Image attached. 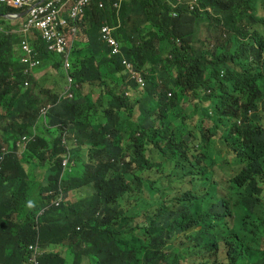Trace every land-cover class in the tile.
I'll return each instance as SVG.
<instances>
[{"label": "trees", "instance_id": "trees-1", "mask_svg": "<svg viewBox=\"0 0 264 264\" xmlns=\"http://www.w3.org/2000/svg\"><path fill=\"white\" fill-rule=\"evenodd\" d=\"M199 5L195 11L181 7L177 18L165 0L89 5L75 21L80 40L70 58L72 82L63 59L39 43L45 55L38 60L57 74L58 92L9 65L19 37L13 27L0 33V264H264V34L248 30L264 0ZM209 19L235 44L230 59L241 71L229 65L227 54L193 46ZM104 27L120 28L115 37L131 69L146 80L144 101L164 114L159 121L142 110L132 122L125 93L111 91L127 70L120 58L109 57ZM13 85L19 92L11 97ZM87 86L105 95L94 102L82 93ZM204 89L219 92L206 117L226 128L231 157L183 116L186 96ZM68 93L72 98L62 100ZM46 106L52 108L44 121L40 110ZM64 129L76 134L82 174L66 176L62 188L67 193L92 185L94 193L38 216L50 200L47 192H58L61 172L69 171L52 144ZM34 134L19 156L22 137ZM216 166L227 173L218 175ZM55 245L66 246L68 257L51 252Z\"/></svg>", "mask_w": 264, "mask_h": 264}, {"label": "clouds", "instance_id": "clouds-1", "mask_svg": "<svg viewBox=\"0 0 264 264\" xmlns=\"http://www.w3.org/2000/svg\"><path fill=\"white\" fill-rule=\"evenodd\" d=\"M38 0H35V1H28V2H35L37 3ZM126 1V0H124ZM169 6L172 8V11H171V14L174 18H177L178 15H179V9L181 7H185L187 8L189 11H195L196 9L200 8V5H199V0H165ZM94 2H100V0H97V1H92L89 5H92ZM26 2H21L17 5H13V8L15 10H19L20 8H22V6L25 4ZM88 5V6H89ZM87 6V7H88ZM86 7V8H87ZM260 12V11H259ZM210 13H212V10L210 11ZM81 15V14H80ZM77 19V18H76ZM73 20L70 16V14L64 9L62 8L61 9V13L60 15L53 19V20H48L46 18H43L39 12L35 13L34 16L30 19V21L28 22V27L34 31V32H42L43 33V38H44V42H48L50 40H52V43L50 45L47 46V50L50 51L51 54H54V55H57V56H60L62 59H63V70L65 72V75H66V79H69L70 82H72V78H71V68H72V65H71V61H70V58H71V55H72V51L74 49V47L76 46V44H78L79 40H80V37H79V40L76 41V38H77V35H78V26H77V23L75 22L76 21ZM264 19L263 16H260L259 13L257 15V20L253 22V24L251 26L248 27V30L250 31V33L252 34L254 31L256 30H259V29H254V23L255 22H261L264 24V22L262 21ZM209 20H212L213 19H209ZM49 22V23H48ZM215 22V21H213ZM216 24V22H215ZM44 26H47V29L44 30L43 27ZM216 27L220 28L222 30V33H223V37L224 36H228L229 35L227 33H225V28L223 27H219L217 26L216 24ZM120 29V28H102L101 32H100V35H101V41L107 46V48L109 49L110 51V54H109V57L110 58H120L121 59V67L122 68H125L127 71L130 70L134 64L131 63L130 61H128L126 59V57L124 56V53H123V50H122V45L121 43L116 39L115 37V33L117 32V30ZM260 31V30H259ZM261 32V31H260ZM264 34V33H263ZM229 40H230V37H229ZM197 41V39H196ZM196 41L194 42L193 46L195 48H197L195 46V43ZM226 42V45L223 47L222 45H220V47L217 48V50L215 51H210V50H206L205 46L203 45L202 47H199V48H202L204 49L205 51L207 52H216L217 54H227L229 57L227 58V60L229 61V65L232 66L231 64H233L231 62V59H230V55H232L235 51H236V46L235 44H233V46L235 47L234 51L231 52L230 54L226 53V52H219L218 53V49L219 48H222V50L227 46L228 44V40H222V42ZM221 42V44H222ZM231 42V41H230ZM198 49V48H197ZM235 65V64H234ZM236 66V65H235ZM255 67V65H253ZM234 67V66H232ZM237 69V66L234 67ZM242 68V67H241ZM37 69H40V68H34V67H31L28 69V73L27 75H31L34 77V71L37 70ZM238 70V69H237ZM241 71V70H239ZM140 73V72H138ZM143 77V74L140 73ZM226 75V72L223 71L222 72V77H225ZM125 77L127 79V75L125 74ZM35 79V77H34ZM144 79V77H143ZM145 81V86L140 88L139 86H137L136 84H133V83H128L129 84H133L135 86V88L139 91H141L142 93V96L146 90V87H147V83H146V80L144 79ZM128 82V81H127ZM28 86V84H26V87ZM228 83H227V87H228ZM210 92V94H209ZM71 93H68L67 95H65L62 100H66L69 98V95ZM213 94V98L211 100H205L204 97L207 96V95H212ZM126 95V94H125ZM193 95L196 99L195 100H199V101H203V102H211V104L208 106V108H206L204 111H197L196 107L194 105H189L190 108H194L195 109V115H196V118H197V115L199 114L200 112V119L199 121L201 120L199 126H196L194 127L191 123V125L194 127V128H198V127H201L203 129V131L206 132V134L208 135V132L207 130L205 129L204 127V121L205 119H209L210 121L214 122L217 126H218V129H219V125H222V124H217L216 121L214 120H211L210 118L206 117V111L210 110V108L212 107V100H217L218 97H219V92L216 91V92H213L212 89H204L203 92L201 93V95L197 96L196 94L194 95L193 93H189L187 96H186V99L185 101L183 102V104L181 105V108L183 109L184 113H183V116L185 117V119L188 121V118H187V115H186V107H184L187 103L186 101H188L190 99V96ZM167 96L168 98H172L174 96V93L172 92H167ZM129 103H130V106L129 108L132 109V116H131V121L132 122H136L139 117L141 116V111L142 110H146L147 112L149 113H152V115L154 116V120H157L159 121L162 117H164V114L160 111V109L157 108V106L153 105L152 103H146L144 107L142 108H139L138 110V116L136 117L135 120H133V114H134V111H135V106L132 104L131 102V98L127 97V95L125 96ZM70 99V98H69ZM144 99V98H143ZM94 100V99H93ZM95 102V101H94ZM97 102V101H96ZM188 105V104H187ZM148 107V108H147ZM52 107L51 106H46L44 108H42L40 110V118L41 120H44L45 121V118L47 117V114L48 112L50 111ZM103 111V109H102ZM263 111V109L261 110ZM136 112V111H135ZM170 116L172 117L171 115L169 114H165V116ZM254 115V112L253 111H250L249 112V117H253ZM211 116H213V114L211 113ZM189 123V122H188ZM159 125V124H158ZM223 126V125H222ZM202 131V130H201ZM225 131H226V128H225ZM35 135H32L34 138L33 140L35 139ZM64 135H70V132L68 131L67 133H65ZM211 137V136H210ZM212 139V138H211ZM22 140V139H21ZM213 140V139H212ZM32 141V140H31ZM74 142L76 144V148L78 146V140L77 138L74 136ZM125 140L123 139V144H124ZM22 152H20V148H19V151H18V154L19 156L21 155ZM150 153V151H149ZM87 154V153H85ZM3 160H4V154L2 152V155L0 156V168L2 166V163H3ZM88 160V155H87V159L85 161ZM76 164V163H75ZM24 165H27L29 166L28 164L24 163L23 164V167ZM25 168V167H24ZM26 171L29 170V168H25ZM66 178V175L64 173L61 172V175H60V178H59V182H58V192H56L55 190H52L50 192H47L46 196L45 197H49L50 200L47 201V204L41 208V210L39 211L38 213V216L42 215L46 210H48L50 207L52 206H55V207H59L60 204L64 203V198H65V195L67 193L64 192L63 188H62V184H63V181L64 179ZM32 179V178H31ZM34 182V181H33ZM91 187H93L92 185H90ZM90 186H86V187H90ZM42 189V188H41ZM40 189V190H41ZM78 189H83L85 190V187H82V188H78ZM76 190V189H74ZM72 191V190H70ZM69 192V191H68ZM85 192H87L90 196L94 193V188H93V192L92 191H88V190H85ZM45 194V193H44ZM87 196V197H88ZM86 198V197H85ZM84 199V198H83ZM81 200V199H80ZM78 202V201H77ZM76 203V202H75ZM78 230V228H77ZM32 245H29L28 246V251H29V261L31 262H34L35 261V258H36V254L34 252H32ZM85 260V259H84ZM83 260V261H84ZM89 262V261H88ZM90 264V263H89Z\"/></svg>", "mask_w": 264, "mask_h": 264}, {"label": "crops", "instance_id": "crops-1", "mask_svg": "<svg viewBox=\"0 0 264 264\" xmlns=\"http://www.w3.org/2000/svg\"><path fill=\"white\" fill-rule=\"evenodd\" d=\"M38 9V3L26 2L22 8L15 10L13 8V2L9 0H0V33L3 34L9 32L8 28L13 27L11 34L13 36L19 37L18 45L13 48L8 58L9 65L11 67L24 69V75H27L28 69L31 67L40 68L34 71L35 80L41 83L45 89L58 92L60 90V85L57 81V74L50 69L42 68L44 65L40 60H38V56L45 55L43 51L45 48L40 47L39 43H44L46 47L52 43V40L44 42L42 32H34L28 27V22L34 16V14L38 12ZM24 45L28 47V50L24 49ZM47 52L50 53L49 50H47ZM119 79L118 85L113 84L112 87L115 88L118 93L124 92L127 97L131 98V102L135 106V111L138 112L139 108L144 107L146 104L143 101L144 99L141 91L137 90L136 88L129 87L125 75H120ZM82 93L84 95H91L96 102L101 95H105V90L87 86L82 89ZM210 104L211 102H201L199 100H195L193 103L197 111H204ZM184 107L190 108V106L187 104ZM199 119L200 112L197 115V120ZM86 159L87 154L84 155V160ZM24 167L26 169L29 168L27 165H24ZM88 195L89 194L83 189L72 190L67 192L65 195L64 203H75L80 199L87 197ZM51 252L59 253L65 257H68L69 253L68 248L63 245L52 246ZM68 259L71 263L72 259ZM82 264H89V262L87 259H85Z\"/></svg>", "mask_w": 264, "mask_h": 264}, {"label": "rangeland", "instance_id": "rangeland-1", "mask_svg": "<svg viewBox=\"0 0 264 264\" xmlns=\"http://www.w3.org/2000/svg\"><path fill=\"white\" fill-rule=\"evenodd\" d=\"M260 16L264 17V8L260 9L259 12ZM15 25V23H14ZM254 29H259L262 33H264V24L261 22H255L254 23ZM80 33H78L76 41L79 40ZM222 40H228L227 46L222 50V48L218 49V53L223 51L228 54L234 51L235 47L233 46L232 42H230L228 36L223 37L222 30L218 27H216L215 22L212 20H206L203 23L200 24L199 26V31L197 33V41L195 43V46L197 48L202 47L203 45L205 46L206 50L210 51H215L217 50L218 47H220ZM164 65L167 67L168 62L166 61ZM232 66L236 67L234 64H231ZM238 70H242L241 67H237ZM112 92L115 91V88H111ZM19 92V87L18 85H13L11 87V97H14L18 94ZM210 94V92H209ZM195 97L193 95L190 96V99L186 101L188 105H193L195 101ZM148 108V107H147ZM186 115L188 118V122L191 123L194 127L199 126L201 120H197L196 115H195V109L194 108H186ZM263 113V111H261ZM138 113L134 111L133 114V120L136 119ZM204 127L208 132V135L211 136V138L214 141H217L218 147L222 148L223 150L226 151V153L231 157L232 156V149L228 146V144L224 143V135H225V128L222 125L218 126L210 121L209 119H205L204 121ZM69 130L64 129L60 130L57 135H55L52 138V144L53 146H57L59 148L58 156L63 158V165L69 164V171L65 173L67 177H73L75 175L80 176L82 173L79 171V169L76 167V161L80 160V155L76 152V144H74V136L76 135L75 133H72L70 135H64L67 133ZM84 168V167H83ZM216 171L218 172V175L224 176L225 173H227L225 170L221 169L219 166L215 167ZM235 169L229 170V173H235ZM35 182L40 185L41 183L39 182L38 178H34ZM85 190L92 191L93 192V187H85ZM12 220L13 223L16 224L18 227H21L20 221L14 220L13 215Z\"/></svg>", "mask_w": 264, "mask_h": 264}, {"label": "built area", "instance_id": "built-area-1", "mask_svg": "<svg viewBox=\"0 0 264 264\" xmlns=\"http://www.w3.org/2000/svg\"><path fill=\"white\" fill-rule=\"evenodd\" d=\"M13 2V5H17L21 2L35 1V0H9ZM94 0H38L37 3L39 5L38 12L39 14L48 20H53L57 18L61 9L64 8L71 16L73 20H75L86 7ZM49 23V22H48ZM44 30L47 29V26L43 27ZM24 49L28 50V47L24 45ZM128 83H133L139 86L140 88L145 86V81L142 75L132 69L126 72ZM69 98H72L71 94ZM33 136H24L22 140L18 143V147L20 148V152H23L27 147L28 143L33 140Z\"/></svg>", "mask_w": 264, "mask_h": 264}]
</instances>
